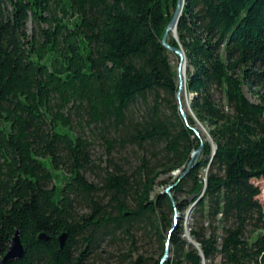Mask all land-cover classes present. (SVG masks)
<instances>
[{
    "label": "trees",
    "instance_id": "obj_1",
    "mask_svg": "<svg viewBox=\"0 0 264 264\" xmlns=\"http://www.w3.org/2000/svg\"><path fill=\"white\" fill-rule=\"evenodd\" d=\"M178 1L0 0V259L18 231L11 264H264V0H180L190 115ZM84 129L136 170L89 181Z\"/></svg>",
    "mask_w": 264,
    "mask_h": 264
},
{
    "label": "rangeland",
    "instance_id": "obj_2",
    "mask_svg": "<svg viewBox=\"0 0 264 264\" xmlns=\"http://www.w3.org/2000/svg\"><path fill=\"white\" fill-rule=\"evenodd\" d=\"M30 27V24L28 25ZM175 33V32H174ZM172 33V36L176 38V34ZM171 63L175 68V72L177 75V83H178V70L180 69V58L171 57ZM179 67V69H178ZM186 80V77H185ZM185 83V82H184ZM179 87V86H178ZM247 96L251 101H255V97L252 96L248 91H246ZM191 99V95L186 93L180 99L177 97V103L182 111L183 114H191V110L189 108V102ZM195 129L200 132L204 137L208 140L210 139L207 127L202 125L199 122H196ZM85 134L83 135L88 140L91 141L90 143V158L91 164L90 167L86 170V177L89 181H98L100 177L106 170H112L114 165L118 167L120 170L126 173H132L136 170L139 164V156L143 153L142 150L137 148L128 147L126 149H107L100 139L92 138L86 129L83 130ZM83 132V133H84ZM46 161L47 167L51 168L48 160ZM178 171H174L171 173V179H174L178 175ZM168 175L162 176L161 178H167ZM254 184L258 185L260 188V193L258 194L257 198L259 202L264 204V176L259 179L252 180ZM168 189V190H167ZM160 190H167L169 192V187L157 186L156 191ZM190 199L189 197H185L184 195L180 196V199ZM190 201V200H189ZM84 209H81L80 212H84ZM172 215V214H171ZM175 219L180 220L182 219L183 225L186 227V232L188 231V224L191 221L190 218V211H175ZM168 216V215H167ZM184 238L189 240L188 234L185 233ZM182 236V237H183ZM128 243L125 241H120L116 243H111L102 247L100 257L95 260V264H116L118 259V254L123 250L128 248ZM219 261V258H217Z\"/></svg>",
    "mask_w": 264,
    "mask_h": 264
},
{
    "label": "water",
    "instance_id": "obj_3",
    "mask_svg": "<svg viewBox=\"0 0 264 264\" xmlns=\"http://www.w3.org/2000/svg\"><path fill=\"white\" fill-rule=\"evenodd\" d=\"M177 14H178V16L180 14V0L177 3L175 12H174L170 22L166 26L165 32H164L161 40H162V43L166 47L170 48V50L172 52H174V54H176V56H178L181 59L184 56V53H183L182 49L172 48V47H169L168 44H167L168 32L171 29V27L173 26V24H174L173 22H174V19H175ZM177 20H178V17H177L175 25H174L175 26L174 30L176 29ZM178 69H179V67H178ZM179 88H180V86L178 87L177 97L180 99ZM197 154H198V151H194L192 153V157H194ZM178 173H179V170H178ZM171 232H172V229L170 230V233ZM62 239H63V236L59 240L62 242ZM168 244L169 243L167 241V246H168ZM23 253H24V251H23V247H22L21 241L19 239V233H18V231H15V233L13 234V236L11 238V242H10V245H9L6 253L0 259V264H11L12 262H14V261L18 260L19 258H21L23 256ZM167 256H168V247H167V250H166V253H165V257H167Z\"/></svg>",
    "mask_w": 264,
    "mask_h": 264
},
{
    "label": "bare ground",
    "instance_id": "obj_4",
    "mask_svg": "<svg viewBox=\"0 0 264 264\" xmlns=\"http://www.w3.org/2000/svg\"><path fill=\"white\" fill-rule=\"evenodd\" d=\"M177 17H178V14L176 15V17L174 19L173 26L169 30V31H171V33L175 32V30H174L175 26L174 25H175ZM185 69H186V60H185V57L183 56L180 59V69L178 70V86H180V88H179V96H180V98L182 96H184V94H185V83H184L185 82V77H186V70Z\"/></svg>",
    "mask_w": 264,
    "mask_h": 264
}]
</instances>
